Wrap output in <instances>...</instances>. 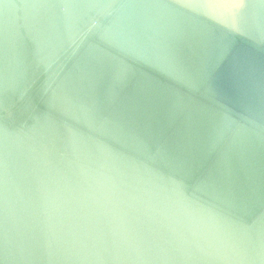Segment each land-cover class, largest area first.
I'll return each mask as SVG.
<instances>
[{"label":"water","instance_id":"1","mask_svg":"<svg viewBox=\"0 0 264 264\" xmlns=\"http://www.w3.org/2000/svg\"><path fill=\"white\" fill-rule=\"evenodd\" d=\"M0 264H264V0H0Z\"/></svg>","mask_w":264,"mask_h":264}]
</instances>
